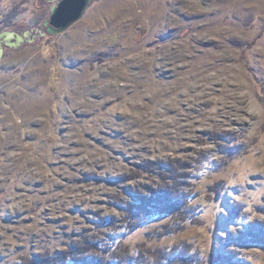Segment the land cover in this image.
<instances>
[{
  "label": "rangeland",
  "instance_id": "374dc122",
  "mask_svg": "<svg viewBox=\"0 0 264 264\" xmlns=\"http://www.w3.org/2000/svg\"><path fill=\"white\" fill-rule=\"evenodd\" d=\"M56 1L0 0V34L44 33L0 60V264H264V0H92L52 35ZM170 162L193 212L132 220Z\"/></svg>",
  "mask_w": 264,
  "mask_h": 264
},
{
  "label": "trees",
  "instance_id": "16d2710c",
  "mask_svg": "<svg viewBox=\"0 0 264 264\" xmlns=\"http://www.w3.org/2000/svg\"><path fill=\"white\" fill-rule=\"evenodd\" d=\"M184 165V167H187V164ZM177 167L173 166L172 162L169 163L168 168L175 173L174 177H172V184L165 183L160 189L149 187L147 190L150 193L149 195H145L144 192L135 193L136 202L128 205V215L132 220L137 218L141 223L159 214H169L180 218L183 214L193 212H191L187 201L189 193L187 190L191 183L185 180L186 173L180 172V167ZM177 171L180 173H176ZM121 249L119 252L110 249L103 254L93 255L90 258L75 257L74 253L79 254L77 252L78 249L67 250L61 252L59 257L55 258L54 264H131L133 261L132 257L124 248ZM190 251L189 247H187V249L179 250L178 252H162L158 250L150 251L149 254L153 257V264H200L201 261L197 254H191ZM30 264H38V258Z\"/></svg>",
  "mask_w": 264,
  "mask_h": 264
},
{
  "label": "water",
  "instance_id": "95a60500",
  "mask_svg": "<svg viewBox=\"0 0 264 264\" xmlns=\"http://www.w3.org/2000/svg\"><path fill=\"white\" fill-rule=\"evenodd\" d=\"M92 0H57L51 7L50 16L44 21L49 34L55 35L65 31L71 24L80 20L90 6ZM39 30H29L23 33L5 31L0 34V60L5 46L19 47L23 42H32L43 36Z\"/></svg>",
  "mask_w": 264,
  "mask_h": 264
}]
</instances>
